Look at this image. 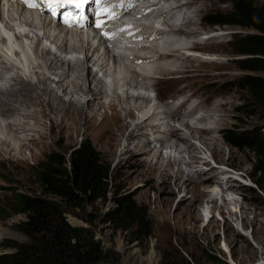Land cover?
<instances>
[{"label": "bare ground", "instance_id": "obj_1", "mask_svg": "<svg viewBox=\"0 0 264 264\" xmlns=\"http://www.w3.org/2000/svg\"><path fill=\"white\" fill-rule=\"evenodd\" d=\"M161 4L167 7L159 11L158 30L153 27L156 22L131 26L129 39L136 46L130 48L129 58L116 55L114 48L105 44L104 36L72 33L61 27L59 10L53 24L42 16L48 10L36 17L28 11L35 7L24 4L19 8L6 1L0 4V122H4L0 123V155L12 160L26 153L32 157L29 145L38 146L48 136L51 142L55 136L58 141L73 140L78 129L76 121L87 132L101 130L109 119H117L121 125L109 155L119 150L120 157H145L144 162L160 183L173 181L177 194H190L189 201L181 198L185 207H191L196 195H201L207 198V211L220 202L219 215L226 212L235 218L246 216L245 207L237 200L229 201L234 199L231 193L235 194L229 174H217L205 162L207 172L196 166L199 155L208 153L216 165L239 171L230 160L223 159L225 153L215 138L223 122L214 114L220 105L214 108L202 91L189 84L194 77L192 66L213 62L209 57L198 58L199 51L194 49L215 45L216 38L194 36L184 29L194 24L195 9L188 0H160L157 6ZM179 14L181 22L176 24ZM80 26L92 27V23L80 22ZM139 42L146 45L140 46ZM27 43L34 45L31 60ZM27 70L34 78L16 75L17 71L24 74ZM97 74L102 78L97 79ZM104 78L110 80V88ZM138 89L155 93L157 104L153 109L143 95L130 93ZM63 97H68L67 102ZM40 119L49 121V129ZM162 151L167 152L166 156ZM204 185L209 186L207 191L202 189ZM213 193L216 196H211ZM227 193L229 200L224 196ZM154 213L161 214L158 203ZM190 217L196 222L190 227L194 229L199 218L197 210ZM163 220L167 222L164 216Z\"/></svg>", "mask_w": 264, "mask_h": 264}, {"label": "rangeland", "instance_id": "obj_2", "mask_svg": "<svg viewBox=\"0 0 264 264\" xmlns=\"http://www.w3.org/2000/svg\"><path fill=\"white\" fill-rule=\"evenodd\" d=\"M188 1L195 9L192 16L194 24L190 23L184 29L189 30V33L191 32L194 36L205 35L207 38H216L215 45L212 43L209 46L194 49L199 51L197 52L198 58L209 57L213 62L192 66L190 70L194 77L189 84L194 89L202 91L214 108L220 105V109L214 114L221 117L223 122L218 125L219 131L215 138L225 153L223 159L230 160L231 165L239 171L216 165L208 153L199 155V162L196 166L207 172L208 168L203 165L205 162L217 174L224 169L228 170L226 173L232 179L235 194L231 193L230 197L234 198L231 200H229L228 193L224 196L229 201L237 200L241 206L245 207L246 216L239 217L237 214L239 218H235L226 212L219 215L220 202L216 207L207 211V198L201 195H196L197 198L192 202L191 207H185L184 203H181V198L189 201L190 194L186 191L177 194L178 188L174 187L173 181L164 180V183H160L149 170L148 164L144 162L145 157H129L128 154L120 157L119 150L116 155H109L108 152H111L110 149L114 147L113 141L121 125L117 119H109L101 126V130L87 132L82 124L74 121L78 129L71 141H58L55 136L51 142L48 136L47 140L38 146L29 145L32 157L26 152L24 157H19L18 160L7 159L0 155V245L8 243L11 247L20 246L28 241L17 230V227L27 220L26 215L14 214L12 209L18 203L16 195H33L38 191L34 169L45 160L49 153L66 152L68 156L71 150L77 148L81 142L88 141L99 157L109 163L113 170L112 190L104 200L85 204L79 212L75 211L74 213L80 218L73 215H68L67 218L72 225L87 228L93 235V241L100 245L103 252L107 253L108 262L100 264H167L180 256L184 257L189 264H264V178L255 186L252 180L258 182L259 179L253 174L249 153L226 147L222 140L223 131L233 126L243 133L256 129L264 132V116L254 109L247 108L248 103L245 96L237 93L233 85L235 79L247 73L237 68L235 61L242 60L243 57H237L232 53L233 48L230 43L234 35L247 34V31L230 27L212 26L208 28L203 25V18L207 15L224 13L229 10V4L226 1ZM180 17V14L176 17L174 21L176 24L181 22ZM213 33L219 35L208 37ZM45 45L51 47L48 43ZM26 47L27 56L30 58V55L35 53L34 45L27 43ZM51 49L53 50V47ZM182 53L185 55L187 52ZM93 69L92 67V72L95 73ZM24 72L30 79L34 78L28 70ZM96 77L101 79V74H97ZM52 86L49 85V87ZM163 87L165 88L164 85L160 86L162 92L165 91ZM63 98L67 102L68 97ZM110 114L108 111L107 116L110 117ZM41 121L44 128L49 129V121ZM98 121L99 118L95 119V123ZM0 123L3 125L4 122ZM75 126L73 125V128ZM44 132L49 135L48 131ZM129 151L132 152V147H129ZM166 153L162 151L165 156ZM205 188L207 191L209 186L204 185L202 189ZM114 192L130 199L146 214L145 220L149 234L144 235L143 232H138L135 222L127 231L117 229V225L108 218L115 208V203L112 201ZM172 192L176 195L174 193L172 195ZM211 196H216V193ZM170 198H172L171 202L167 203ZM157 203L161 208L159 215L154 213ZM194 210L199 213V218L196 227L191 229L196 223L190 217ZM163 216L167 222L163 220ZM136 233L137 236H134ZM12 251L10 248L6 250L0 248V253ZM262 259L263 262H260Z\"/></svg>", "mask_w": 264, "mask_h": 264}, {"label": "trees", "instance_id": "obj_3", "mask_svg": "<svg viewBox=\"0 0 264 264\" xmlns=\"http://www.w3.org/2000/svg\"><path fill=\"white\" fill-rule=\"evenodd\" d=\"M224 1L229 4V10L207 15L203 25L247 31V34L234 35L230 43L232 53L243 57L235 61L237 68L247 73L235 79L233 85L237 93L245 96L247 108L264 116V0ZM222 140L226 147L249 153L253 174L259 179L258 182L251 180L257 186L264 178V132L256 129L243 133L233 126L223 131ZM46 158L34 169L38 191L33 195H16L18 203L12 209L14 214L26 215L27 220L17 230L28 241L12 247L2 243L1 249L14 248L16 252L0 254V264L108 262L107 253L93 241L92 233L85 227L72 225L67 216L80 218L75 211L109 195L113 180L110 164L99 157L88 141L81 142L68 156L66 152L53 151ZM112 201L115 208L108 218L117 229L127 231L135 222L138 232L149 234L146 214L130 199L114 192ZM167 264L189 263L180 256Z\"/></svg>", "mask_w": 264, "mask_h": 264}, {"label": "clouds", "instance_id": "obj_4", "mask_svg": "<svg viewBox=\"0 0 264 264\" xmlns=\"http://www.w3.org/2000/svg\"><path fill=\"white\" fill-rule=\"evenodd\" d=\"M6 1V3L8 4H13L14 6H17L19 8H23L24 4L23 2L17 1V0H0V4H3V2ZM130 3H133L132 0H127ZM160 0H143L142 4V8H140L137 11H130V10H126V11H122V14L119 15L116 20L117 22L122 26L119 28H113L112 30H110L107 34H99V31H102V27L105 26L106 24L101 25L100 27L97 26V22L93 20V17L89 16L87 17V19H85L83 22H81V24H83L85 21H90L92 23V27H87V28H82L80 26V24L78 25H69L66 26L64 25V23H61V27H64L65 29H67L69 32L72 33H80V34H89V35H97L98 37L104 36V42L105 44L111 45L112 48H114V52L116 55H125L126 58L130 57V48L136 46L134 44V40L129 39V34L132 31L131 26H137V25H147L148 23L151 22H156V25H153V27L155 29L158 30V26H160V19H158V15H159V11L163 8H166L167 5L166 4H161L158 5ZM35 8L28 10V9H24V10H28L29 12H33V14L38 17L41 15V13L44 10H48L51 11L49 8V5H45V4H38L35 1ZM131 6V4H130ZM51 8H53V5H51ZM57 13V11H56ZM63 13V11H59V15L61 16V14ZM150 15V16H149ZM45 18H48L50 20H52L53 24L55 22L54 18H52L50 12H48L47 15H42ZM56 16V15H55ZM175 23V22H174ZM82 30H87L82 32ZM88 35V36H89ZM121 35L122 37L118 36ZM218 35L216 33H213L209 36H215ZM206 38V36H204ZM132 44V45H131ZM140 46H145L146 44L144 42H139L138 43ZM104 46V45H103ZM186 56H191L189 53L185 54ZM24 74L20 73L19 71L16 72V75H20L21 77H23L24 75H26L25 72H23ZM27 76V75H26ZM102 78V77H101ZM105 85L110 88L111 87V83L110 80L108 78H104L103 79ZM131 94L136 95V94H141L143 95L147 100H148V106L149 108L153 109L156 104L157 101H155V93L152 92V90H143V89H138L136 91H130ZM186 108V107H185ZM224 171H228V170H224ZM232 173V172H230ZM12 252H2L0 254H7V253H15V249L12 248Z\"/></svg>", "mask_w": 264, "mask_h": 264}, {"label": "snow or ice", "instance_id": "obj_5", "mask_svg": "<svg viewBox=\"0 0 264 264\" xmlns=\"http://www.w3.org/2000/svg\"><path fill=\"white\" fill-rule=\"evenodd\" d=\"M23 2L28 6L34 8L36 5L32 2V0H23ZM46 3L49 4L50 10L54 12V9L51 8L53 3L57 4L59 7L68 6V4H73L75 7L79 8L82 6L86 0H45ZM99 26V25H98Z\"/></svg>", "mask_w": 264, "mask_h": 264}]
</instances>
